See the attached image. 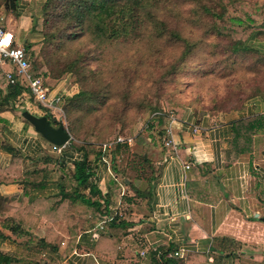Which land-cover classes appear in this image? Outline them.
I'll return each instance as SVG.
<instances>
[{"label":"crops","instance_id":"0c3cea01","mask_svg":"<svg viewBox=\"0 0 264 264\" xmlns=\"http://www.w3.org/2000/svg\"><path fill=\"white\" fill-rule=\"evenodd\" d=\"M4 84L0 78V89L5 90ZM51 88L62 91V82ZM28 110L45 114L35 107ZM263 110L264 97L238 114L180 110L183 120L201 130L193 133L183 126L176 135L177 155L166 157L161 145L148 157L150 177L133 184L113 177L109 158L119 157L114 148L107 162L101 152L89 179L98 193L89 188L79 192L92 200L106 199L108 211L85 216L77 213L72 196L66 200L69 191L62 188L64 174L73 173L81 152L69 142L55 146L16 109L0 105V196L8 207L0 209V264H151V252L158 248L183 249L184 257H176L181 264H264V222L259 219L264 215V128L254 134L251 153L232 159L228 146L232 123ZM138 142L137 137L132 143ZM184 163L191 168L186 170ZM26 175L32 183H25ZM110 177L121 183L119 191ZM39 201H46L52 212L29 211L28 205ZM108 217L131 223L117 245L98 242L110 234ZM91 219L93 225L86 226Z\"/></svg>","mask_w":264,"mask_h":264},{"label":"rangeland","instance_id":"374dc122","mask_svg":"<svg viewBox=\"0 0 264 264\" xmlns=\"http://www.w3.org/2000/svg\"><path fill=\"white\" fill-rule=\"evenodd\" d=\"M64 2L0 0V19L15 26L30 71L40 72L49 88L62 82L60 110L50 113L49 121L63 124L70 145L96 152L119 135L138 137V146L127 145L118 158H109L112 174L113 166L117 170L113 177L121 183L127 179L133 184L152 174L148 157L159 152L161 125L153 132L140 128L155 110L238 114L262 99L264 30L256 25L247 33V25L231 18L242 17L234 7L238 3L264 15V0H149L141 12L142 24L108 40L80 31L73 19L63 20ZM21 7L25 10L19 11ZM219 25L233 26L237 35L220 32ZM80 91L87 93L85 101L68 102ZM11 103L20 114L34 107L47 111L28 96Z\"/></svg>","mask_w":264,"mask_h":264},{"label":"trees","instance_id":"16d2710c","mask_svg":"<svg viewBox=\"0 0 264 264\" xmlns=\"http://www.w3.org/2000/svg\"><path fill=\"white\" fill-rule=\"evenodd\" d=\"M55 1L56 0H47V3L53 4ZM148 1L149 0H65L61 9L63 11L62 18L67 22L72 19L75 20L80 31H86L101 40L116 39L121 37L123 34L127 35L129 30H134L137 24L143 23L141 12L148 8ZM11 3L14 8L16 3L14 1H11ZM234 7L240 11L242 17H232V22L247 25L245 32L253 33L256 30V25H258L260 29L264 30L263 14H259L257 11H251L248 9L246 4L243 3L235 4ZM152 21H155V19ZM217 29L223 33L235 32L237 35V30L231 25H219ZM38 45L39 44L34 45V50H37ZM33 73L35 76L43 77L40 72L34 71ZM5 86V94H2V91L0 90V105L11 106L12 100H14L24 88L19 84H6ZM258 93H260V97H264V90H261ZM87 98V93L85 91H80L70 97L68 102L71 103L74 100H78V103H80L85 101ZM160 110L161 109L155 111ZM46 116L47 118H51L49 114H46ZM262 128H264V118L257 114L250 118H241L234 121L231 125L232 136L228 145L230 148L231 158L235 159L240 154L251 153L254 149V134ZM125 146L127 145L116 144L114 146V153H120L121 148ZM75 148L77 151L81 152L82 156L73 162V173L68 172L63 176L66 184L62 188H66L67 192L69 191V194H64L67 195V197H64L66 200H71L72 198L69 199L70 196L73 197L72 201L74 200L77 205L76 209L78 214L88 216V214H92V211L107 213L108 201L106 199L102 198V200L100 199L101 201L96 199L92 200L85 194L79 192L81 189L84 190L89 188L90 193H98L89 179L93 174V162L98 160L102 151L100 149V151L98 150L95 152V150L86 148L85 146ZM143 160L147 162L145 155L143 156ZM199 167L203 168V165ZM113 169L114 172H117L115 167H113ZM30 177L31 175H26V184L33 182V180L29 179ZM112 184L118 191L120 190V182L112 180ZM131 188L134 189L136 193L140 192L135 187H132V185ZM28 207L29 211H42V209H46L52 212L51 209H48L46 201L33 202L31 205L29 204ZM2 208H5L4 212L8 211V207L6 210V206L3 202H0V209ZM119 218L120 217H114L109 220L110 234L108 236H100L98 238V242L110 243L113 245L118 244L120 238L126 234L128 227L131 226L130 222H126L122 219L120 220ZM93 223L94 219L86 220V226L93 225ZM158 252L159 255L157 257ZM167 252L168 251L161 248L153 250L150 256L151 264H181L179 259L176 257L168 258L166 256ZM2 259L4 258L0 255V260Z\"/></svg>","mask_w":264,"mask_h":264},{"label":"built area","instance_id":"2783aa9c","mask_svg":"<svg viewBox=\"0 0 264 264\" xmlns=\"http://www.w3.org/2000/svg\"><path fill=\"white\" fill-rule=\"evenodd\" d=\"M4 64H9L12 67L10 70H2L0 68V78L10 85L19 84L24 88L19 94V97L28 96L35 100L39 107L47 109L46 114L53 113L54 110H60L61 99L63 94L56 92L54 88H49L41 78V76H35L30 71L29 55L25 51L24 47L19 42V37L12 27L8 23L4 24L0 19V67ZM264 118V110L257 113ZM54 120V119H53ZM161 120V123H160ZM52 121V120H51ZM58 123V122H57ZM161 125V145L167 151L166 157H174L177 155L178 141L176 140L177 132L182 129L183 126H187L191 132L195 133L201 130V128L193 123L183 120L175 110L165 109L153 112L146 123L141 126L140 131L146 130L153 132L157 127ZM149 139V137H148ZM134 140V136H117L108 142L101 145L102 160L107 162V153L116 144L130 145ZM56 146V145H55ZM186 170L191 166L188 163H184ZM112 217H108L106 221L111 220ZM104 221L100 222L99 229H102ZM98 230V229H97ZM184 250L167 252L168 258L172 257H184ZM159 252L157 253V257Z\"/></svg>","mask_w":264,"mask_h":264},{"label":"water","instance_id":"95a60500","mask_svg":"<svg viewBox=\"0 0 264 264\" xmlns=\"http://www.w3.org/2000/svg\"><path fill=\"white\" fill-rule=\"evenodd\" d=\"M21 116L27 120L43 138L56 146H63L70 139L68 131L60 122L55 125L51 123L45 115L37 116L28 110H23ZM259 219L264 222V215Z\"/></svg>","mask_w":264,"mask_h":264}]
</instances>
